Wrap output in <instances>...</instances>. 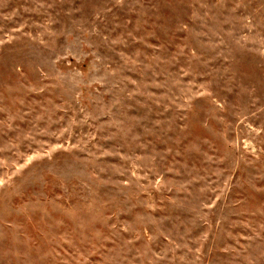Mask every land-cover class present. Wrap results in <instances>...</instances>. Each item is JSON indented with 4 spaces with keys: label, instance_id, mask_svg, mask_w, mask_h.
Returning a JSON list of instances; mask_svg holds the SVG:
<instances>
[{
    "label": "rangeland",
    "instance_id": "374dc122",
    "mask_svg": "<svg viewBox=\"0 0 264 264\" xmlns=\"http://www.w3.org/2000/svg\"><path fill=\"white\" fill-rule=\"evenodd\" d=\"M0 264H264V0H0Z\"/></svg>",
    "mask_w": 264,
    "mask_h": 264
}]
</instances>
